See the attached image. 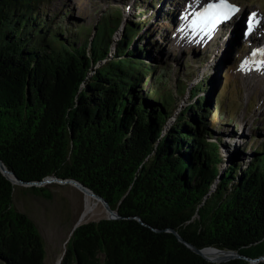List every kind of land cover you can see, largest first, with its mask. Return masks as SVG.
<instances>
[{
    "label": "trees",
    "instance_id": "16d2710c",
    "mask_svg": "<svg viewBox=\"0 0 264 264\" xmlns=\"http://www.w3.org/2000/svg\"><path fill=\"white\" fill-rule=\"evenodd\" d=\"M53 1L0 0V159L24 181L78 180L124 217L77 228L63 264H213L174 234L127 219L134 216L198 248L263 256L264 146L247 159L225 144L232 158L222 156L220 140L210 141L213 105L196 96L206 83L176 113L186 85L176 84L174 94L169 72L145 62L153 50L141 35L151 19L142 20L144 12L112 56L121 9L93 27L76 26L68 11L47 18ZM13 194L0 171V264H45L44 238Z\"/></svg>",
    "mask_w": 264,
    "mask_h": 264
},
{
    "label": "rangeland",
    "instance_id": "374dc122",
    "mask_svg": "<svg viewBox=\"0 0 264 264\" xmlns=\"http://www.w3.org/2000/svg\"><path fill=\"white\" fill-rule=\"evenodd\" d=\"M137 1L54 0L47 5V18L58 19L68 11V21L73 19L76 26L84 24L85 27H93L107 11L121 9L123 23L113 36L114 56L117 41L129 22H135V14L146 10L147 15L142 14V20L153 14L141 32L151 44L146 49L153 50V59L151 56L144 59L148 65L169 72V88L174 94L178 93L176 84L182 82L186 85V91L176 100V113L193 105L196 99L192 94L206 83L207 89L197 92L196 96L208 98L213 105L215 114L213 112L214 115L209 118L213 134L210 141L220 140L223 157L228 155L232 158L231 153L224 151L225 144L230 145L232 152L242 150L247 159L253 157L257 147L264 146V78L261 80L258 77L264 73V58L253 60L251 56L258 47L263 49L255 53L256 56L264 52V41L260 38L261 35L264 38V0H229L240 11L212 31L194 29L191 21L194 12L195 18L204 4L215 3L216 0H163V6L162 0H141L144 5ZM167 5L174 8L168 9ZM158 15L160 17L156 19ZM251 19L255 21L251 30L255 26L256 31H249ZM259 19L261 21L256 27V20ZM147 30L148 35L145 34ZM250 41L253 44L248 46ZM250 84L260 87L253 89ZM176 113L169 119L168 127L174 123ZM226 167L222 165L220 170ZM47 189L52 194L51 199L16 186L13 203L18 211L29 215L38 226L45 243V264H55L61 258L71 230L85 208L86 196L68 186L50 185ZM100 219L103 218L89 222Z\"/></svg>",
    "mask_w": 264,
    "mask_h": 264
},
{
    "label": "water",
    "instance_id": "95a60500",
    "mask_svg": "<svg viewBox=\"0 0 264 264\" xmlns=\"http://www.w3.org/2000/svg\"><path fill=\"white\" fill-rule=\"evenodd\" d=\"M0 171L12 183V185L14 186V191H15V187L16 186H22V187H25L26 189L27 188H31V187L46 188L47 189V187H49L50 185H61V186H68L69 188L72 187L73 189L75 188V190L77 192H81L84 196L87 195V194L91 195L93 198H95L97 201H100L103 204V207H104V209L106 210V212L108 214L103 219H100L98 221H91V222H99V221L104 220V219L120 220V219L124 218L123 216H121L118 213L117 210H113L110 207L109 203L106 201L105 198H103L102 196L97 194L92 188H90L89 186L85 185L84 183L79 182L78 180H75V179H63V178H59L57 176H48V177H46L45 179H43L41 181H31V182L24 181V180L20 179L15 174L14 171L10 170L4 164V162L1 159H0ZM38 196H41V195H38ZM13 198H14V194H13ZM51 198H52V196H51ZM46 199H49V198H46ZM84 207H85V204H84ZM84 209L81 212L80 217L77 220L76 224L74 225V227L71 230V234H70L69 238L66 241L65 249L63 251V254H62L61 258L59 259V264H63V260L65 258L66 253H67V244L70 242V240L72 238V235L74 234L76 229L79 228L80 226L84 225V224L91 223L89 221L82 222L81 219H82L83 214L85 212ZM127 219L136 220L141 226L150 228L153 232H156V233L170 232V233L174 234L177 237V239L179 240V242H181L183 245H185L187 248H189L195 254L201 256L204 260H206V261H208L210 263H213V264H223V263H227V262H230V261H233V260H237V259L246 260V261H248L251 264H258V263H262V262L264 263V255L256 257V258H251V257H248L246 255L241 254L239 251L229 250V249H221V248H218V247H215V246H208V247H204V248H198L194 244H192V243L188 242L186 239H184L178 233V231H176L173 228H167L165 230L154 228L151 225H149L148 223H146L140 216H134L132 218H127ZM209 249L214 250V252L216 253L213 258H209L205 254V251L209 250Z\"/></svg>",
    "mask_w": 264,
    "mask_h": 264
},
{
    "label": "snow or ice",
    "instance_id": "6c2138e0",
    "mask_svg": "<svg viewBox=\"0 0 264 264\" xmlns=\"http://www.w3.org/2000/svg\"><path fill=\"white\" fill-rule=\"evenodd\" d=\"M239 11V7L230 3L229 0H216L215 3H209L203 11L196 14L195 19L191 21V26L200 31L205 29L212 31L220 23L230 20ZM249 31H251V21H249Z\"/></svg>",
    "mask_w": 264,
    "mask_h": 264
},
{
    "label": "bare ground",
    "instance_id": "6f19581e",
    "mask_svg": "<svg viewBox=\"0 0 264 264\" xmlns=\"http://www.w3.org/2000/svg\"><path fill=\"white\" fill-rule=\"evenodd\" d=\"M203 8L205 7V4L202 6ZM201 8V7H200ZM194 14L195 12L192 14L193 15V19L194 18ZM191 15V16H192ZM189 16L188 19L191 17ZM205 31V30H204ZM262 47H258L255 48L254 50H256L257 53H260V51L262 50ZM254 53V52H253ZM253 60H262L264 58V52H262V55L260 56H256L251 54ZM252 60V59H251ZM264 65V64H263ZM253 65H251L250 67H252ZM257 74V73H256ZM254 75V74H253ZM259 79H263L264 78V73L259 74ZM251 88L253 89H258L260 86L258 84H250ZM11 176V175H10ZM12 177V176H11ZM86 196V204H85V212L83 214L82 217V222H86L89 220H94V219H99V218H104L106 217L108 214L106 212V210L103 207V204L100 201H97L95 198H93L91 195H85ZM205 254L207 255V257L209 258H213L215 256V252L212 249L206 250ZM55 264H59V259L57 260V262Z\"/></svg>",
    "mask_w": 264,
    "mask_h": 264
}]
</instances>
